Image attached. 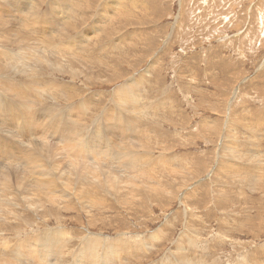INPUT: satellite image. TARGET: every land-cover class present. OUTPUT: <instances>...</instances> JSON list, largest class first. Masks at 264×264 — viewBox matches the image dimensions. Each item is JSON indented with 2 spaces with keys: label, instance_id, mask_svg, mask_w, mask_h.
I'll list each match as a JSON object with an SVG mask.
<instances>
[{
  "label": "rangeland",
  "instance_id": "1",
  "mask_svg": "<svg viewBox=\"0 0 264 264\" xmlns=\"http://www.w3.org/2000/svg\"><path fill=\"white\" fill-rule=\"evenodd\" d=\"M59 1L0 18V264H264V0Z\"/></svg>",
  "mask_w": 264,
  "mask_h": 264
},
{
  "label": "bare ground",
  "instance_id": "2",
  "mask_svg": "<svg viewBox=\"0 0 264 264\" xmlns=\"http://www.w3.org/2000/svg\"><path fill=\"white\" fill-rule=\"evenodd\" d=\"M22 1H23V0H22ZM58 1H59V0H56V2H58ZM66 1H67V0H61V4L64 5V4L66 3ZM8 2H9V0H0V14H2V16L0 15V16H1L0 18L4 17L3 19H7V20L10 19V18H11V19H12V18L15 19V16H14V15H15V14H20V16L23 17V18L25 17V18H27V19H29V20H33V23L36 21V20H34V19H35V17H36L37 15H35L34 11H30L29 8H31V6H30L28 9H27V8H26V9L23 8V10H22V7H24V6H22V4H19V3L17 2V4H18L19 6H17V7L15 6V7H14V9L16 10V12H15V14H14V13L10 12V11H11L10 9H6V7H7L6 5L8 4ZM34 2H35V1H34ZM54 2H55V1H54ZM59 2H60V1H59ZM67 2H68V1H67ZM69 2H70V0H69ZM71 2H73V1H71ZM71 2H70V3H71ZM31 3H32V1H31ZM52 3H53V2H52ZM70 3H69V5H70ZM74 3H75V2H74ZM42 4H43V3H42ZM82 4H83V3H82ZM28 5H29V4H28ZM28 5H27V6H28ZM36 5H37V7H38L39 4H36ZM51 5H52V4H51ZM72 5H73V4H72ZM86 5H87V3H86ZM5 6H6V7H5ZM13 6H14V5H13ZM21 6H22V7H21ZM52 6H53V5H52ZM52 6H51V7H52ZM70 6H71V5H70ZM51 7H50V8H51ZM59 7H60V6H59ZM35 8H36V6H35ZM57 8H58V7H57ZM64 8H68V5H66ZM71 8H72V7H71ZM14 9H13V10H14ZM73 9H74V8H73ZM75 9H76V7H75ZM9 10H10V11H9ZM21 10H22V11H21ZM36 10H37V9H36ZM58 10H59V8H58ZM63 11H64V10H63ZM63 11H61V12H63ZM66 11H67V10H66ZM23 12H24V13H23ZM76 12H77V11H76ZM22 13H23V14H22ZM59 13H60V12H59ZM72 13H74V12H72ZM36 14H37V13H36ZM38 14H39V13H38ZM61 14H62V13H61ZM80 14H81V13H80ZM107 14H108V13H107ZM70 15H71V14H70ZM104 15H105V12H104ZM68 16H69V15H68ZM71 16H72V15H71ZM100 16H101V15H100ZM105 16H107V15H105ZM105 16H104V17H105ZM40 17H41V16H40ZM110 17H111V16H109L108 18H110ZM37 18H38V17H37ZM46 18H47V17H46ZM84 18H85V17H84ZM99 18H100V17H99ZM101 18H102V17H101ZM59 19H60V18H58V20H59ZM76 19H77V18H76ZM81 19H82V17H81ZM45 20H46V19H45ZM55 20H56V19H55ZM1 21H2V20H1ZM39 21H40V20H39ZM56 21H57V20H56ZM74 21H75V20H74ZM15 22H16V21H15ZM51 22H52V21H50V24L53 26L54 23L52 24ZM70 22H71V21H70ZM72 22H73V21H72ZM99 22H100V21H99ZM103 22H104V21H103ZM3 23H5V22H3ZM19 23H20V22H19ZM41 23H42V22H41ZM63 23H64V22H63ZM63 23H62V24H63ZM68 23H69V22H68ZM17 24H18V23H17ZM62 24H60L61 27H63ZM64 24H67V23H64ZM69 24H70V23H69ZM101 24H103V23H101ZM101 24H100V25H101ZM97 25H98V24H97ZM21 26H23V28H27V25H25V23H23ZM38 26H40V25H38ZM65 26H66V25H65ZM65 26H64V28H65ZM68 26H70V25H68ZM68 26H67V27H68ZM78 26H79V25H78ZM48 27H49V25H48ZM70 27H72V24H71ZM28 28H29V27H28ZM91 28H92V27H91ZM58 29H59V28H58ZM62 29H63V28H62ZM65 29H66V28H65ZM65 29H64V30H65ZM67 29H68V28H67ZM18 30H21V31H24V32H25V30H23L21 27H20ZM60 30H61V29H60ZM72 30H73V29H72ZM40 31H41L40 33H44L43 30H40ZM42 31H43V32H42ZM18 32H19V31H17L16 33L18 34ZM24 32H23V33H24ZM29 32H30V30H29ZM64 32H65V31H64ZM25 33H26V32H25ZM37 33H38V32H37ZM40 33H39V34H40ZM46 34H48V33H46ZM61 34H62V33H61ZM21 35H22V32H21ZM25 35H26V34H25ZM33 35H34V34H33ZM48 35H49V34H48ZM77 35H78V34H77ZM4 36H5V34H4ZM28 36H29V35H28ZM46 36H47V35H46ZM49 36H50V35H49ZM55 36H57V35H55ZM2 37H3V36H2ZM23 37H24V35H23ZM29 37H30V36H29ZM32 37H33V36L31 35V38H32ZM35 37H36V36H35ZM40 37H41V36H40ZM3 38H4V37H3ZM31 38H28V40H31ZM77 38H78V37H77ZM71 39H72V38H71ZM71 39L69 38V40H71ZM78 39H79V38H78ZM19 40H20V39H19ZM37 40H39V37L37 38ZM42 40H43V39H42ZM46 40H48V39H46ZM46 40H45V42H48V41H46ZM23 41H24V40H23ZM25 41H26V40H25ZM73 41H74V40H73ZM9 42H10V41H9ZM26 42H27V41H26ZM70 42H71V41H70ZM40 43H41V42H40ZM49 43H50V42H49ZM51 43H52V42H51ZM75 43H77V42H75ZM28 44H30V43H28ZM56 44H57V43H56ZM77 44H78V43H77ZM78 45H79V44H78ZM3 46H4V45H3ZM25 46H26V45H25ZM47 46H48V45H47ZM58 46H59V45H58ZM4 48H5V47H4ZM20 48H21V47H20ZM84 48H85V47H84ZM2 49H3V48H2ZM10 49H11V48H10ZM42 49H43V48H42ZM48 49H49V48H48ZM11 50H12V49H11ZM17 50H18V49H17ZM40 50H41V49H40ZM44 50H45V49H44ZM5 51H6V50H5ZM12 51H13V50H12ZM28 51H30V50H28ZM67 51H68V50H67ZM79 51H80V50H79ZM8 52L10 53L9 49H8ZM4 53H5V52H4ZM9 53H7V51H6L5 54L8 55ZM39 53H40V52H39ZM14 54H15V53H14ZM62 54H63V53H62ZM9 55H10V54H9ZM15 56H16V55H15ZM30 56H31V55H30ZM39 56H40V55H39ZM50 56H51V55H49V57H50ZM7 57H8V56H7ZM13 57H14V56H13ZM26 57H27V56H26ZM41 57H42V56H41ZM4 58H5V56H4ZM10 58H12V56L9 57V60H11ZM16 58H17V57H16ZM16 58H13V59H16ZM19 58H20V57H19ZM39 58H40V57H39ZM13 59H12V60H13ZM34 59H36L35 56H34ZM52 59H53V58H52ZM12 60H11V62H13ZM19 60H20V59H19ZM21 60H22V59H21ZM40 60H41V59H40ZM65 60H66V59H65ZM5 61H6V60H5ZM7 61H8V60H7ZM7 61H6V62H7ZM9 62H10V61H9ZM32 62H33V61H32ZM41 63H42V61H41ZM13 64H15V63H13ZM20 64H21V63H20ZM44 64H45V63H44ZM10 65H11V64H10ZM41 65H42V64H41ZM3 66H4V64H3ZM12 66L14 67V65H12ZM12 66H10V67H12ZM15 66H16V65H15ZM18 66H19V65H18ZM29 66H30V65H29ZM10 67H9V68H10ZM13 67H12V68H13ZM32 67H33V66H32ZM12 68H11V69H12ZM27 68H28V67H27ZM30 69H31V68H30ZM58 69H59V68H58ZM60 69H61V68H60ZM12 70H13V69H12ZM12 70H11V71H12ZM18 70H19V69H18ZM18 70H17V72H18ZM25 70H27V69L25 68ZM32 70H33V69H32ZM13 71H14V70H13ZM62 71H63V70H62ZM4 72H5V71H4ZM19 72H20V71H19ZM22 72H23V70H22ZM2 73H3V72H2ZM2 73H1V74H2ZM28 73H29V72H28ZM19 74H20V73H19ZM23 74H24V73H23ZM26 74H27V73H26ZM24 75H25V74H24ZM25 76H26V75H25ZM29 76H30V75H29ZM29 76H28V77H29ZM1 77H2V76H1ZM22 77H23V75H22ZM25 78H26V77H25ZM10 80H11V79H10ZM29 80H30V77H29ZM31 80H33V79H31ZM13 81H14V80H13ZM16 81H17V80H16ZM0 82H1V81H0ZM7 82H8V81H7ZM2 83H3V82H2ZM9 83H10V82H9ZM9 83H8V84H9ZM15 83H16V82H15ZM2 85H3V84H2ZM2 85H0V86L2 87ZM4 85H5V83H4ZM28 85H29V84H28ZM30 85H31V84H30ZM30 85H29V86H30ZM6 86L8 87V88H6V89L3 88L4 86L2 87L3 89L0 87V91H1V89H2V94H3L4 91L7 92V89H8V92H9V90H12V85H11V84H9V86H11L10 88H9L8 85H6ZM21 86H23V85H21ZM24 86H25V85H24ZM34 87H35V86H34ZM14 88H15V87H14ZM19 88H20V87H19ZM19 88H18V89H19ZM25 88L27 89V87H25ZM135 88H136V87H135ZM23 89H24V88H23ZM31 89H32V87H31ZM31 89H30V91H31ZM33 89H34V88H33ZM125 89H126V87H125ZM15 90H16V89H15ZM15 90L13 89V91H15ZM21 90H22V88H21ZM17 91H18V90H17ZM17 91H16V92H17ZM19 91H20V90H19ZM23 91H24V90H23ZM25 91H26V90H25ZM34 91H35V90H34ZM129 91H130V90H129ZM6 92H5V93H6ZM8 92H7V93H8ZM127 92H128V91H127ZM130 92H131V91H130ZM7 93H6V94H7ZM13 93H14V92H13ZM17 93H18V92H17ZM17 93H14V94H17ZM26 93H27V92H26ZM30 93H31V92H30ZM64 93H66V92H64ZM134 93H135V92H134ZM134 93L132 92V95H133V96H136V95H134ZM0 94H1V93H0ZM2 94H1V95H2ZM10 94H12L11 91H10ZM14 94H13V95H14ZM35 94H36V93H35ZM62 94H63V93H62ZM4 95H5V94H3L2 97H5ZM13 95H12V96H13ZM63 95H64V94H63ZM15 96H16V95H15ZM15 96H14V97H15ZM22 96H23V95H22ZM59 96H60V95H59ZM126 96H127V95H126ZM130 96H131V95H130ZM14 97H13V98H14ZM18 97H21V95H20V96L18 95L16 98H18ZM26 97H27V96H26ZM139 97H140V96H139ZM13 98H12V99H13ZM16 98H15V99H16ZM22 98H24V97H22ZM129 98H130V97H129ZM134 98H135V97H134ZM7 99H8V98H7ZM26 99H28V97H27ZM26 99H25V101H26ZM136 99H137V98H136ZM10 100H11V99H10ZM19 100H21V98H19ZM57 100H58V99H57ZM120 100H121V99H120ZM126 100H127V99H126ZM129 100H130V99H129ZM21 101H22V100H21ZM23 101H24V100H23ZM23 101H22V102H23ZM25 101H24V102H25ZM27 101H28V100H27ZM27 101L25 102V104L22 103V104H24V107H26L25 105H28V104H26ZM123 101H125V100H123ZM138 101H139V100H138ZM6 102L8 103V101H6ZM10 102H11V101H10ZM10 102H9V103H10ZM12 102H13V101H12ZM12 102H11V103H12ZM18 102L21 103L20 101H18ZM29 102H30V101H29ZM125 102H126V101H125ZM55 103H56V102H55ZM12 104H15V103H12ZM29 104H30V103H29ZM121 104H122V102H121ZM129 104H130V103H129ZM17 105H18V103H17L15 106H17ZM138 105H139V104H138ZM18 106H19V108H21V107H20V104H19ZM21 106H22V105H21ZM29 106H31V104H30ZM126 106H127V105H126ZM135 106H136V105H135ZM128 107H130V105H129ZM139 107H140V106H139ZM0 108H1V107H0ZM26 108H27V107H26ZM32 108H33V107H32ZM122 108H123V109H128L127 107H122ZM122 108H121V109H122ZM131 108H132V107H131ZM56 109H57V108H56ZM20 110H21V109H20ZM117 110H118V109H117ZM123 111H124V110H123ZM22 112L25 113L23 107H22V110H21V114H22ZM134 112H135V111H134ZM58 113H59V112H58ZM126 114H127V113H126ZM128 114H130V113L128 112ZM128 114H127V115H128ZM43 115H44V114H43ZM131 115H132V114H131ZM46 116H47V115H46ZM109 116H110V115H109ZM109 116H108V117H109ZM129 116H130V115H129ZM48 117H50V116H48ZM0 118H1V117H0ZM43 118H44V116H43ZM104 118H105V117H104ZM116 118H117V116L112 117V121H111V123H109V124L111 125V126H110L111 128H113V127L116 125ZM45 119H46V118H45ZM106 120H107V119H106ZM1 121H2V119H1ZM42 121H44V119L41 120V122H40L41 130H42V128L45 127V123H47V120H46V122L43 123V124H42ZM104 121H105V119H104ZM124 121H125V120H124ZM129 121L132 122V124L135 123L133 120H129ZM92 122H93V121H92ZM126 122H127V121H126ZM0 123H2V122H0ZM3 124H4V123H3ZM129 124H130V123H129ZM43 126H44V127H43ZM7 127H8V124H7ZM41 130H40V131H41ZM44 131H45V130H44ZM11 132L13 133V131H11ZM33 136H34V135H33ZM47 141H49V140H47ZM105 142H106L105 144L108 145V142H107L106 140H105ZM74 143H77V144H78V148H81L83 145H86L87 141H86V139H81V140H77V141H75ZM101 146H103V145H101ZM101 146H90V147L87 148V151H88V152H91V151L88 150V149H91V150H92L93 147H94V148H100ZM109 146H110V145H109ZM109 146L106 147V149H107L108 151L110 150V149H109ZM34 147H36V146H34ZM104 147H105V146H104ZM36 148H37V147H36ZM36 148H33V150H35ZM40 148H41V147H40ZM40 148H39V150H40ZM110 148H111V147H110ZM43 149H44V147H43ZM47 149H48V148H47ZM45 151H46V150H45ZM48 151H49V150H48ZM137 151H138V150H137ZM137 151H136V152H137ZM35 152H36V151H35ZM41 152H43L42 149H41ZM44 153H45V152H44ZM44 153H43V154H44ZM51 153L53 154V152H51ZM52 154H50V155H52ZM54 155H55V154H54ZM9 156H10V155H9ZM55 158H56V155H55ZM50 159H51V161H52V157H51ZM60 160H61V159H60ZM53 161H54V160H53ZM60 162H61V161H60ZM62 162H63V161H62ZM51 163H52V162H51ZM64 164H65V163H64ZM64 164H63V165H64ZM59 165H60V164H59ZM63 165H62V166H63ZM65 165H66V164H65ZM55 166H56V165H55ZM132 166H133V164H132ZM64 168H65V166H64ZM131 168H132V167H131ZM66 169H67V168H66ZM71 169H73V168H71ZM74 169H75V168H74ZM78 170H79V169H78ZM55 171H57V170H55ZM67 171H68V170H67ZM73 171H75V170H72L71 174L73 173ZM76 171H77V170H76ZM58 172H59V171H58ZM79 172H80V170H79ZM81 172H82V171H81ZM100 172H101V171H100ZM64 173H65V172H64ZM77 173H78V172H77ZM77 173H76V175H77ZM84 173H85V172L83 171L82 174H84ZM60 174H62V173H60ZM73 174H74V173H73ZM73 174H72V175H73ZM94 174H95V173H94ZM79 175H80V174H78V176H79ZM133 175H134V174H133ZM59 176H60V175H59ZM12 177H13V176H12ZM56 177H57V174H56ZM60 177H61V176H60ZM64 177H65V176H64ZM79 177H80V176H79ZM79 177H78V178H79ZM102 177H103V176H102ZM114 177H116V176H114ZM133 177H134V176H133ZM81 178H82V176H81ZM83 178H84L83 180H85V177H83ZM138 178H139V177H138ZM12 179H13V178H11V180H12ZM145 179H146V178H145ZM16 180H17V179H16ZM65 180H66V179H65ZM79 180H80V179H79ZM106 180H107V177H106ZM140 181H141V180H140ZM22 182H23V181L21 180V183H22ZM24 182H25V181H24ZM12 183H13V181H12ZM21 183H20V184H21ZM108 183H109V182H108ZM62 184H63V183H62ZM62 184L60 183L61 186H62ZM80 184H81V183H80ZM106 184H107V183H106ZM24 185H25V184H24ZM24 185H23V186H24ZM26 185H28V184L26 183ZM24 187H25V186H24ZM24 187H23V188H24ZM131 187H132V186H131ZM19 188H20V187H19ZM113 188H114V187H113ZM28 189H30V187H29ZM28 189H27V190H28ZM33 190H34V188H33ZM31 191H32V190H31ZM37 191H38V190H37ZM25 192H26V191H25ZM28 192H30V191H28ZM37 194H38V193H37ZM37 194H36V195H37ZM47 197H48V196H47ZM82 197H83V196H82ZM80 198H81V197H80ZM103 199H104V198H103ZM26 200H28V199L26 198ZM38 200H39V199H38ZM40 201H41V200H40ZM104 201H105V200H104ZM101 202H102V201H101ZM96 205H97V204H96ZM90 212H91V211H90ZM55 229H56V228H55ZM56 230H57V229H56ZM63 230H64V229H63ZM64 233H66V232L64 231ZM86 238H87V237H86ZM63 239H64V238H63ZM100 239H102V238H99L98 241H101ZM58 240L61 242V239H60V238H58ZM91 240H92V238H91ZM44 241L47 242V243H49L48 241L52 242V240H51V239H48V238L45 239ZM53 241L55 242V239H53ZM92 241H93V240H92ZM92 241H90V242H92ZM94 241H95V240H94ZM60 242H59V243H60ZM32 243H33V242H32ZM55 243H56V242H55ZM62 243H63V242H62ZM116 243H117V242H116ZM104 244H106V243H104ZM45 245H46V244H45ZM60 245H61V244H60ZM62 245H63V244H62ZM88 245H89V244H88ZM88 245H87V246H88ZM104 246H105V245H104ZM107 246H108V245H107ZM109 246H110V245H109ZM124 246H125V245H124ZM127 246H128V245H127ZM152 246H153V245H152ZM26 247H27V246H26ZM29 247H30V246H29ZM58 247H59V246H58ZM111 247H112V245H111ZM125 247H126V246H125ZM36 248H37V246H36ZM117 248H118V247H117ZM22 249H23V248H22ZM37 249H38V248H37ZM43 249H44V251L46 252V253H45V259H46V260H47V258H48L49 256H54V255L58 254V250H57L56 248L54 249L53 247H48V246L46 247V246H44ZM60 249L63 250V248H59V250H60ZM84 249H85V248H84ZM104 249H105V248H104ZM115 249H116V248H115ZM97 250H98V249H97V246H95V245H92L91 247H89V249L87 248V249L84 251V253L81 255V259H80L79 257L77 258L78 260H77L76 263H77V264H78V263L82 264L83 261H84V258L88 261V258H91V257L93 258V259H91V260L95 262V258H96L95 254H96V251H97ZM108 250H110V249H106V251H105V252H107L108 254H106V253H103V254L107 255V256L110 258L111 256H109V254L113 253L114 251H113V249H111L110 252H108ZM120 250H121V249H120ZM125 250H128V249H125ZM34 251L36 252V250H34ZM37 251H39V250H37ZM87 251L90 252V255H89L88 257L86 256ZM112 251H113V252H112ZM35 252H34V253H35ZM103 252H104V251H103ZM119 252H120V251L118 250V254H119ZM121 252H123V250H122ZM121 252H120V253H121ZM24 253H26V252L24 251ZM41 253H42V252H41ZM67 253H68V252H67ZM72 253H73V252H72ZM97 253H99V252L97 251ZM61 254H63V252H61ZM64 254H65V253H64ZM78 254H79V253H78ZM33 255H34V254H33ZM35 255H37V254H35ZM97 255H98V257H99V255H101V254L99 253V254H97ZM121 255H122V254H121ZM185 255H186V254H185ZM13 256H15V255H13ZM64 256H65V255H64ZM66 256H67V255H66ZM119 256H120V255H119ZM40 257H42V255H41ZM113 257H114V256H112V258H113ZM185 257H186V256H185ZM15 258H17V257H15ZM28 258H29V257H28ZM38 258H39V257H38ZM56 258H57V256H56ZM73 258H75V257H73ZM114 258H115V257H114ZM114 258H113V259H114ZM116 258H118V256H117ZM120 258L122 259V256H121ZM181 258H182V257H181ZM18 259H19V257H18ZM30 259H31V258H30ZM36 259H37V258H36ZM40 259H41V258H40ZM43 259H44V258H43ZM49 259H50V258H49ZM49 259H48V261H50ZM51 259H52V258H51ZM60 259H61V258H60ZM62 259H64V258H62ZM26 260H27V259H26ZM32 260H33V259H32ZM38 260H39V259H38ZM41 260H42V259H41ZM52 260H55V259L53 258ZM86 260H85V261H86ZM89 260H90V259H89ZM91 260H90V261H91ZM96 260H97V258H96ZM186 260H188V258H186ZM22 261H23V260H22ZM42 261H43V260H42ZM42 261H40V263H41ZM92 261H91V263H92ZM98 261H100V260H98ZM6 262H7V261H6ZM14 262H15V261H14ZM16 262H17V260H16ZM23 262H24V261H23ZM59 262H60V261H58V263H59ZM10 263H11V261H10ZM10 263L8 262V264H10ZM43 263H44V262H42V264H43ZM49 263H50V262H49ZM54 263L56 264V263H57V260H55ZM109 263H110V262H109ZM187 263H189V261H187ZM11 264H12V263H11ZM14 264H15V263H14ZM34 264H35V263H34ZM37 264H39V263H37ZM45 264H46V262H45ZM50 264H51V263H50ZM74 264H75V263H74Z\"/></svg>",
  "mask_w": 264,
  "mask_h": 264
}]
</instances>
